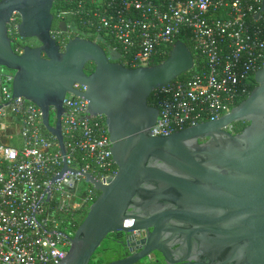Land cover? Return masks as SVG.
Returning <instances> with one entry per match:
<instances>
[{"label":"water","instance_id":"water-1","mask_svg":"<svg viewBox=\"0 0 264 264\" xmlns=\"http://www.w3.org/2000/svg\"><path fill=\"white\" fill-rule=\"evenodd\" d=\"M55 1H0V68L14 72V96L42 110L63 155L64 101L68 93L85 99L90 115L106 118L118 167L106 185L86 175L99 197L60 264H90L113 234L123 235L120 245L134 253L109 264H155V254L163 264H264V65L251 95L229 114L153 137L159 110L149 99L193 71V52L179 41L165 61L130 69L90 39L73 38L62 50L53 37ZM15 14L19 39L35 40L21 52L8 30ZM58 28L68 31L66 22ZM239 123L247 124L241 132L226 131ZM68 171L65 165L54 181Z\"/></svg>","mask_w":264,"mask_h":264},{"label":"built area","instance_id":"built-area-1","mask_svg":"<svg viewBox=\"0 0 264 264\" xmlns=\"http://www.w3.org/2000/svg\"><path fill=\"white\" fill-rule=\"evenodd\" d=\"M61 2L57 26L71 20L66 33L53 32L62 50L73 38H93L120 64L136 69L165 61L177 42L186 43L183 37L191 41V75L151 95L150 105L159 110L153 137L218 120L256 87L255 75L264 65L263 0ZM20 23L15 14L8 29L12 39ZM13 79L14 72L0 68V264H60L99 197L86 175L106 185L117 174L113 143L106 118L90 115L89 103L68 93L63 155L42 110L14 96ZM56 121L51 114V125ZM234 128L226 131L236 134ZM65 165L70 171L54 181Z\"/></svg>","mask_w":264,"mask_h":264},{"label":"trees","instance_id":"trees-1","mask_svg":"<svg viewBox=\"0 0 264 264\" xmlns=\"http://www.w3.org/2000/svg\"><path fill=\"white\" fill-rule=\"evenodd\" d=\"M61 8H63L61 0H56L55 4H54V7H53V10H52V13H53V15L55 17L53 32L58 28V26H57V14L61 10ZM66 22L69 24L71 22V20L67 19ZM89 39L94 41L93 38H89ZM182 39L186 42L187 46L191 49V46H192L191 45V41L188 38H185V37H183ZM13 41H14L13 47H14L15 51H19L20 52V51H22V48L24 46L28 45L24 41L20 40L18 36H16L15 39H13ZM100 45L104 48V50L109 55L107 47L105 45H103V44H100ZM109 57H110L112 62H116V63L120 62L116 56L109 55ZM161 62L162 61H158V62H156V64H159ZM3 70L8 71L6 69H3ZM93 70H94V65L93 64H88L87 67H86V72L88 74H90V73L93 72ZM190 75H191L190 73L185 74V75L181 76L179 79H184V78H186V77H188ZM149 102L151 104L152 98L149 99ZM53 117H54V113H52V121H53ZM244 125H247V124L246 123L235 124V128L234 129H235L236 133L241 132L244 129V128H242V126L244 127ZM86 213H85V215H86ZM113 238H114V234L110 235L106 239V241L103 243V245L96 252V254L93 257V260L91 261L90 264H109V263L114 262V261H116V260H118L120 258L118 250H117V247H116V245H118V243L115 242L113 240Z\"/></svg>","mask_w":264,"mask_h":264},{"label":"flooded vegetation","instance_id":"flooded-vegetation-1","mask_svg":"<svg viewBox=\"0 0 264 264\" xmlns=\"http://www.w3.org/2000/svg\"><path fill=\"white\" fill-rule=\"evenodd\" d=\"M35 42V40H29V41H24L26 44H29V42ZM247 125H244V127L242 126V128H245ZM237 134V133H236ZM113 240L115 242L118 243V245H116L118 253L120 258L118 260H122V259H126L128 257H130L131 255H133L134 252H130L129 250H124L122 248V246L120 245V243L123 241V235L120 234H114V238ZM152 260L153 262L156 264H163L162 258L159 254H155L152 256Z\"/></svg>","mask_w":264,"mask_h":264},{"label":"rangeland","instance_id":"rangeland-1","mask_svg":"<svg viewBox=\"0 0 264 264\" xmlns=\"http://www.w3.org/2000/svg\"><path fill=\"white\" fill-rule=\"evenodd\" d=\"M35 42L30 41L28 45H34Z\"/></svg>","mask_w":264,"mask_h":264}]
</instances>
